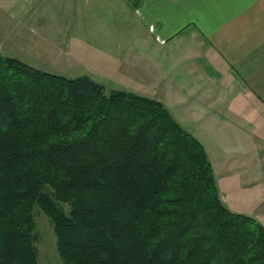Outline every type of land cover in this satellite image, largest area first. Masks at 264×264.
I'll return each instance as SVG.
<instances>
[{"label":"trees","instance_id":"16d2710c","mask_svg":"<svg viewBox=\"0 0 264 264\" xmlns=\"http://www.w3.org/2000/svg\"><path fill=\"white\" fill-rule=\"evenodd\" d=\"M35 207L64 264H264L163 103L0 54V264H38Z\"/></svg>","mask_w":264,"mask_h":264},{"label":"crops","instance_id":"0c3cea01","mask_svg":"<svg viewBox=\"0 0 264 264\" xmlns=\"http://www.w3.org/2000/svg\"><path fill=\"white\" fill-rule=\"evenodd\" d=\"M126 3L127 10L142 16L146 28L151 25H147L149 20H159V35L164 43L156 44L168 45L181 55L177 64L191 61L193 79L185 88L172 86L169 74L176 72L175 64L169 67L168 63L166 68L163 60L158 70L152 68L149 45L144 61L132 53L133 67L137 69L134 64L140 61L139 72L144 78L137 79L134 70L127 71L132 74V78L128 77L130 87L117 86L113 81V89L159 99L171 115L174 107L197 115V122L206 115L209 142L217 140L224 147L222 165L216 166L206 152L222 204L233 213L253 218L264 228V0ZM118 66L120 63L114 68ZM116 72L124 75L118 69ZM189 84L191 92L206 98V103L182 101L179 95ZM156 90L160 95L154 93ZM233 155L237 158H230ZM252 207H257V213L248 211Z\"/></svg>","mask_w":264,"mask_h":264},{"label":"rangeland","instance_id":"374dc122","mask_svg":"<svg viewBox=\"0 0 264 264\" xmlns=\"http://www.w3.org/2000/svg\"><path fill=\"white\" fill-rule=\"evenodd\" d=\"M126 6V0H0V54L68 79L88 75L109 91L115 86L113 81L120 84L117 86L130 87L128 77L132 78V74L128 75L127 71L134 70L137 79L144 78L139 72L140 61L134 64L137 69L133 67L132 53L144 61L151 45L152 68L158 70L163 60L166 68L168 63L169 67L174 63L177 73L170 72L169 83L183 88L187 82L192 83L191 61L177 64L181 55L168 45L156 44L164 43L159 35V20H149L147 25H151L146 28L142 16L131 13ZM118 63L120 66L114 68ZM116 69L124 75H117ZM178 75L187 76L177 78ZM191 88L189 84L185 93L179 95L182 101L206 103L207 99L195 96ZM154 93L160 95L157 90ZM171 111L182 128L202 143L205 152L208 150L216 166L222 165L224 147L220 141L209 142L206 115L197 122L198 116L191 112L185 113L177 107ZM256 209L252 207L248 211L257 213ZM33 217V246L38 264H64L57 251L53 225L39 208L33 209Z\"/></svg>","mask_w":264,"mask_h":264}]
</instances>
